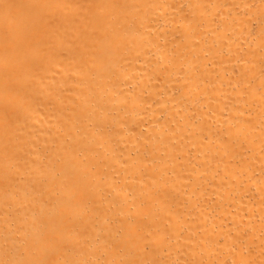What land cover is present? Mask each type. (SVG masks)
I'll list each match as a JSON object with an SVG mask.
<instances>
[{"label": "bare ground", "instance_id": "1", "mask_svg": "<svg viewBox=\"0 0 264 264\" xmlns=\"http://www.w3.org/2000/svg\"><path fill=\"white\" fill-rule=\"evenodd\" d=\"M0 264H264V0H0Z\"/></svg>", "mask_w": 264, "mask_h": 264}]
</instances>
